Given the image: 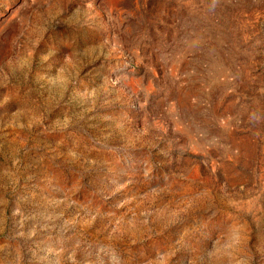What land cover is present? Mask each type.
I'll use <instances>...</instances> for the list:
<instances>
[{
    "label": "rangeland",
    "instance_id": "1",
    "mask_svg": "<svg viewBox=\"0 0 264 264\" xmlns=\"http://www.w3.org/2000/svg\"><path fill=\"white\" fill-rule=\"evenodd\" d=\"M0 264H264V0H0Z\"/></svg>",
    "mask_w": 264,
    "mask_h": 264
}]
</instances>
